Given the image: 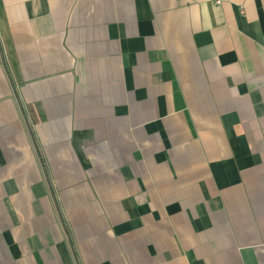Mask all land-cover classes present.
Masks as SVG:
<instances>
[{
  "label": "crops",
  "instance_id": "1",
  "mask_svg": "<svg viewBox=\"0 0 264 264\" xmlns=\"http://www.w3.org/2000/svg\"><path fill=\"white\" fill-rule=\"evenodd\" d=\"M0 264H264V0H0Z\"/></svg>",
  "mask_w": 264,
  "mask_h": 264
}]
</instances>
